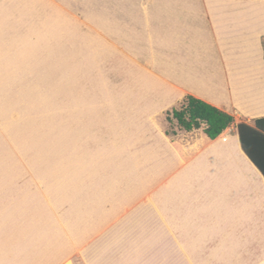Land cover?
<instances>
[{"label": "rangeland", "instance_id": "obj_1", "mask_svg": "<svg viewBox=\"0 0 264 264\" xmlns=\"http://www.w3.org/2000/svg\"><path fill=\"white\" fill-rule=\"evenodd\" d=\"M53 15H43L40 38L25 40L23 30L16 53L0 56V230L89 239L76 264L83 256L104 264L105 255L108 264H257L263 254L247 247L250 232L226 201L223 172L194 164L202 132L166 136L177 125L166 121L176 103L150 118L136 110L144 96L135 94L129 51L147 35L115 25L113 37L95 39L89 35L103 36L105 25L80 24L73 40L71 25ZM154 50L160 59L162 48ZM167 187L192 198L191 231L155 222L151 199Z\"/></svg>", "mask_w": 264, "mask_h": 264}, {"label": "crops", "instance_id": "obj_2", "mask_svg": "<svg viewBox=\"0 0 264 264\" xmlns=\"http://www.w3.org/2000/svg\"><path fill=\"white\" fill-rule=\"evenodd\" d=\"M48 9H55L53 21L71 25L73 40L80 39V24L105 25L103 36L89 35L95 39L113 37L115 25L121 34L147 35L134 43L141 44L140 50L129 51L136 58V70L129 69L139 84L135 94L144 96L136 109L142 118L189 95L235 118L219 138L203 135L193 146L200 148L194 164L203 161L223 172L221 184L231 190L226 201L245 220L247 247L262 253L257 264H264V173L243 151L236 128L240 123L255 128L256 120L264 118V0H0V56L16 53L23 30L25 40L40 38L38 33L47 30L49 19L43 15ZM157 31L169 39L155 40ZM154 46L162 48L160 59ZM158 60L167 70L157 68ZM252 147L250 154L264 172V141ZM167 188L151 199L155 222L169 232L191 231L192 198ZM14 229L0 230V237L7 238L0 245V264H76L79 246L90 245L89 239L75 242L76 235Z\"/></svg>", "mask_w": 264, "mask_h": 264}, {"label": "trees", "instance_id": "obj_3", "mask_svg": "<svg viewBox=\"0 0 264 264\" xmlns=\"http://www.w3.org/2000/svg\"><path fill=\"white\" fill-rule=\"evenodd\" d=\"M166 121L169 125L177 124L174 130L165 131L166 136L172 140L179 132L201 131L213 141L235 125V118L231 114L190 95L177 102L172 111L167 112ZM236 128L243 151L264 173L249 151V147L254 148L264 141V118L256 120L255 128L246 123L237 124Z\"/></svg>", "mask_w": 264, "mask_h": 264}]
</instances>
